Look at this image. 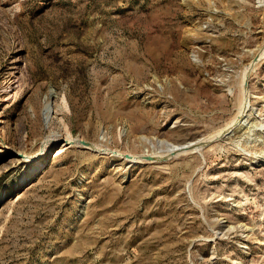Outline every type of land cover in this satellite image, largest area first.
<instances>
[{
    "label": "rangeland",
    "instance_id": "rangeland-1",
    "mask_svg": "<svg viewBox=\"0 0 264 264\" xmlns=\"http://www.w3.org/2000/svg\"><path fill=\"white\" fill-rule=\"evenodd\" d=\"M0 264H264V0H0Z\"/></svg>",
    "mask_w": 264,
    "mask_h": 264
},
{
    "label": "water",
    "instance_id": "water-1",
    "mask_svg": "<svg viewBox=\"0 0 264 264\" xmlns=\"http://www.w3.org/2000/svg\"><path fill=\"white\" fill-rule=\"evenodd\" d=\"M260 57H261V55L260 54H257L254 58H253V61L251 62V64H250V66H253L256 62H257V60H259L260 59ZM247 77H248V75H247ZM248 83V78H247V81H246V84ZM83 145H89V140H87V139H84V138H82V140L80 141ZM150 158H153L152 156L150 157Z\"/></svg>",
    "mask_w": 264,
    "mask_h": 264
},
{
    "label": "bare ground",
    "instance_id": "bare-ground-1",
    "mask_svg": "<svg viewBox=\"0 0 264 264\" xmlns=\"http://www.w3.org/2000/svg\"><path fill=\"white\" fill-rule=\"evenodd\" d=\"M51 108V107H50ZM68 138V137H67ZM70 139H72V138H69L68 140H67V142L66 143H68V142H75V141H77V140H75L74 138H73V140H70ZM82 140V139H81ZM81 143V142H80ZM90 143V142H89ZM82 144V143H81ZM90 145H91V143H90ZM94 147H95V145L94 144H92ZM63 148V147H62ZM62 148H60V149H58L57 150V153H59V152H61V150H62ZM42 164V161L40 160V161H37V163L34 165V166H39V165H41Z\"/></svg>",
    "mask_w": 264,
    "mask_h": 264
}]
</instances>
